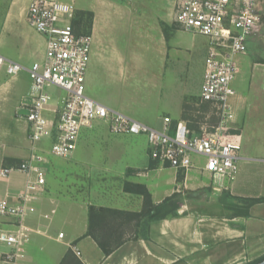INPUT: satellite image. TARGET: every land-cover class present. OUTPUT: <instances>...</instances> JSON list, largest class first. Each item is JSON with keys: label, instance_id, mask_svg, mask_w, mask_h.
<instances>
[{"label": "crops", "instance_id": "crops-1", "mask_svg": "<svg viewBox=\"0 0 264 264\" xmlns=\"http://www.w3.org/2000/svg\"><path fill=\"white\" fill-rule=\"evenodd\" d=\"M28 3L29 0L26 5L9 3L0 16V37L18 36L24 49L30 41H36L41 50L37 57L40 60L45 39L27 25ZM76 6L78 11L93 14L86 94L111 110L153 127L164 116L172 122L185 121L188 101L200 100L208 51L206 37L202 39L199 34L179 29L173 15L158 18L152 12L156 6L150 3L77 0ZM20 21L28 28L29 36H21L24 29ZM259 33L248 39L247 52L237 56L239 71L231 82V131L238 135L241 156L232 181H214L203 175L212 180L208 181L199 179L197 171L185 174L182 169L163 166L150 158L144 135L93 131L90 129L97 123L94 122L80 131L76 148L66 161L57 162L59 157L53 156L54 160L50 156L53 162L45 166V191L27 220L32 232L18 264H240L246 258H254L250 262L254 264L263 259L264 50L250 48ZM27 61L17 62L28 65ZM196 72L197 82L190 84L187 76ZM32 96L26 71L13 77L3 74L0 168L15 165L32 152L29 123L25 119ZM96 138L106 139L110 147H100L106 143ZM95 143L98 145L94 157ZM93 161V169L107 173L79 177L77 172L89 169ZM25 180L26 175L20 171L0 176V200L14 197L24 188ZM125 182L143 184L154 204L186 189L205 191L193 200V209L181 202L177 216L148 222L143 236L133 238L129 236L130 230L121 231L122 242L105 254L96 239L87 234L89 207L140 211L143 197L125 191ZM246 200L253 202L247 205ZM11 222V218L0 217V227ZM60 233L62 237H58ZM216 245L221 251L219 257L212 255ZM202 246H207L208 259L201 258Z\"/></svg>", "mask_w": 264, "mask_h": 264}, {"label": "built area", "instance_id": "built-area-1", "mask_svg": "<svg viewBox=\"0 0 264 264\" xmlns=\"http://www.w3.org/2000/svg\"><path fill=\"white\" fill-rule=\"evenodd\" d=\"M75 10V0H29L26 19L45 39L43 58L26 67L0 53V87L3 74L13 77L26 71L33 93L25 115L32 152L20 163L0 168L2 177L14 171L26 175L19 193L0 200V217L12 219L9 226L0 227V264H18L23 255L32 232L27 220L45 191L43 164L50 156L69 157L80 131L94 122L105 123L114 134L144 135L152 160L185 174L197 171L214 181H232L238 171L240 141L231 131V82L239 71L237 56L247 52L248 39L260 29L264 0H177L176 26L208 41L199 98L211 106L217 121L209 128L201 125L199 132L168 116L162 118L159 129L90 98L85 77L92 35L74 29ZM51 87L63 95L53 96L48 91ZM44 138L51 140L46 151L37 146Z\"/></svg>", "mask_w": 264, "mask_h": 264}, {"label": "rangeland", "instance_id": "rangeland-1", "mask_svg": "<svg viewBox=\"0 0 264 264\" xmlns=\"http://www.w3.org/2000/svg\"><path fill=\"white\" fill-rule=\"evenodd\" d=\"M137 2H141V3H145V4H153L156 6V9H154L152 12L154 14H156V16L158 18H165V17H170L173 15L174 13V9H175V6H176V3H177V0H135ZM10 2H18L19 4L21 5H26L28 0H0V16L1 15H4L5 13V10L7 8V6L9 5ZM77 2V0H76ZM76 2H75V7H76V12H75V15H74V18H73V21L75 19V16L77 15L76 13L78 12V7L76 6ZM73 21H72V24H73ZM261 25H260V29H259V35H257L255 38H254V43L252 44V46L250 48L256 50V49H263L264 50V16L262 18V21H261ZM19 25L24 29V32H22V37H25V36H29V32H28V28L25 26L24 22L20 21L19 22ZM27 25L28 22H27ZM74 26V24H73ZM74 29L76 30V25L74 26ZM84 30H81L79 33H87V28L84 27L83 28ZM77 31V30H76ZM200 35V34H199ZM200 37L202 38L203 36L200 35ZM2 43H0V53H2L3 55H5L6 57H9L11 58L12 60H16V61H19L23 64H26L29 60V62L31 63L32 61L34 60H37L39 58H37L41 52V50L39 49V46L37 45V42L36 41H33L31 43V41L29 42V46L26 47V49H24L22 47V43L20 38L18 36H14L12 34H4L0 37ZM203 39V38H202ZM26 55V59L24 58L23 55ZM30 63L28 65H24V66H29ZM197 78H198V73H190L188 74L187 76V79H188V82L190 84H195L197 82ZM48 91L53 95V96H61L63 95V91L55 88V87H51L50 89H48ZM57 116V114H56ZM186 124L194 129L196 132H199L200 131V126L201 125H204L206 127H211L213 124L216 123V117L214 116V114L212 113V109H211V106L208 104V103H205V102H201L198 98L197 99H194V100H189L188 101V104H186ZM57 117H55L54 121H56ZM55 124V122H54ZM161 123H157V125H155L157 128H161ZM90 128V127H89ZM90 130H95V131H100V130H108V127L105 123L103 122H97L95 124H93L91 126V129ZM110 132V131H109ZM111 133V132H110ZM52 134H54V128L52 130ZM114 134V133H112ZM117 135V134H115ZM102 140L103 142H105L106 139H101V138H96V141H100ZM50 143H51V140L48 139V138H44L42 139L40 142H38L37 146L41 149H45L48 150V148L50 147ZM106 143V142H105ZM96 145H93L94 147V157L96 155V149H97V143H95ZM100 147L102 148H109L110 145L108 143L106 144H100ZM45 152H43L44 154ZM53 157V156H52ZM92 157V158H94ZM51 157H49V160L47 163H44L43 166L45 167L46 165L48 164H52L53 160L52 159H56V158H52L50 159ZM60 159L57 160V162H64L66 161L65 158H61L59 157ZM91 167L89 169H84L83 171H80L77 172V175L79 177L83 176L84 177H95L96 175L98 176H104L103 174L104 173H107V172H104V171H99V170H95L93 169L94 165L95 164V161L91 162ZM61 165V164H60ZM58 165V166H60ZM63 165V164H62ZM84 174V175H81ZM182 172L179 171L178 172V175L181 176V178L183 177L182 175ZM199 179H207V177L203 176V175H200L198 174L197 175ZM45 177H46V170H45ZM181 180V179H180ZM208 181H212L210 179H207ZM101 188V187H99ZM204 189L203 188H196V189H186L185 191H182L180 193H176L177 196H176V199L179 203L183 202V204H186L187 207L189 209H193L195 206H194V201L195 199H198V197L200 198L203 194H204ZM185 198V199H184ZM130 230L129 232V236L130 237H138V236H143L145 234V230H146V226L143 224L142 220H140L138 223L136 222V220H132L130 222H128L127 224H124L121 226L120 228V231H124V230ZM216 249L212 252V255L216 254L217 257L220 256V248L218 247V245H216L215 247ZM207 249V246L204 248V246H202L201 248V258H207L210 256H208V252L205 253ZM254 260L251 259V258H246L245 260H242V262L240 264H251L250 262H252ZM234 264H237V263H234Z\"/></svg>", "mask_w": 264, "mask_h": 264}, {"label": "trees", "instance_id": "trees-1", "mask_svg": "<svg viewBox=\"0 0 264 264\" xmlns=\"http://www.w3.org/2000/svg\"><path fill=\"white\" fill-rule=\"evenodd\" d=\"M76 14L73 24L74 26L76 25L77 32L79 33L86 27L87 33H89L93 16L92 12L78 11ZM15 163H20V161ZM180 179L181 176L178 175V180ZM123 189L143 197V205L140 211H124L108 207H95L93 205L89 207L87 234L96 239L105 254L110 253L113 246L122 242V232L120 231L122 225L132 220H136L137 223L142 220L146 226L152 220L178 215L180 203L176 199V193L166 197L161 203L154 204L150 192L143 184L125 182ZM245 202L249 205L253 200H246ZM244 214H247V210Z\"/></svg>", "mask_w": 264, "mask_h": 264}, {"label": "water", "instance_id": "water-1", "mask_svg": "<svg viewBox=\"0 0 264 264\" xmlns=\"http://www.w3.org/2000/svg\"><path fill=\"white\" fill-rule=\"evenodd\" d=\"M254 264H264V258L259 260L258 262L254 263Z\"/></svg>", "mask_w": 264, "mask_h": 264}]
</instances>
